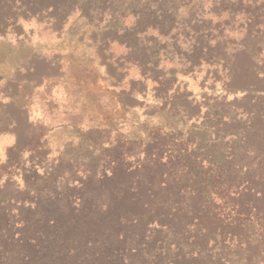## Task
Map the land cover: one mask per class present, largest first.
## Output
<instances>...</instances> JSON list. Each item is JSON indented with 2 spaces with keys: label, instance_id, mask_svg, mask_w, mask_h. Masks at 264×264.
Returning a JSON list of instances; mask_svg holds the SVG:
<instances>
[{
  "label": "rangeland",
  "instance_id": "374dc122",
  "mask_svg": "<svg viewBox=\"0 0 264 264\" xmlns=\"http://www.w3.org/2000/svg\"><path fill=\"white\" fill-rule=\"evenodd\" d=\"M66 14L0 32V264L25 223L36 237L72 221L93 174L135 169L157 131L264 171V0H69ZM133 230L113 250L124 264H264L202 245L192 220L165 241Z\"/></svg>",
  "mask_w": 264,
  "mask_h": 264
},
{
  "label": "trees",
  "instance_id": "16d2710c",
  "mask_svg": "<svg viewBox=\"0 0 264 264\" xmlns=\"http://www.w3.org/2000/svg\"><path fill=\"white\" fill-rule=\"evenodd\" d=\"M68 2L0 0V32L15 26L20 16L46 18L60 27ZM140 154L135 169L115 160L109 173L98 179L93 174L91 197L72 221L46 219L36 237L25 223L12 264H124L113 250L122 249L130 228L140 230L139 240L150 231L165 241L163 234H176L191 220L201 226L202 245L228 241L264 260V171L253 172L235 157L214 160L202 147L190 150L176 136L159 131ZM131 177L137 178L134 187ZM131 246L142 252L139 243Z\"/></svg>",
  "mask_w": 264,
  "mask_h": 264
}]
</instances>
